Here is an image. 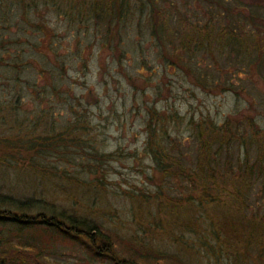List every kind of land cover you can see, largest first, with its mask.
Returning a JSON list of instances; mask_svg holds the SVG:
<instances>
[{"label":"rangeland","instance_id":"rangeland-1","mask_svg":"<svg viewBox=\"0 0 264 264\" xmlns=\"http://www.w3.org/2000/svg\"><path fill=\"white\" fill-rule=\"evenodd\" d=\"M165 3H172L200 24L217 21L206 11L204 1ZM30 20L33 22L23 23L16 18L15 27L0 31L1 37L14 40L0 49V104H5L0 110V128L11 126L10 119L14 118L35 131L42 129L41 120L62 130L81 119L86 123V130L81 132L86 142L82 151L67 148L71 150L42 160L51 167L43 176L22 171L15 175L11 170L10 175H4L0 170L5 190L22 191L98 221L120 235L148 240L153 249L177 254L187 264H264V250L259 252L255 247L234 255L225 249H207L205 242L215 243L205 232L199 234L203 227L196 233L191 227L180 228L183 232L192 230L189 234L172 226L168 234L155 226L146 205L133 196L140 194L143 200V194L154 191L152 165L144 152L148 108L165 114L167 129L183 140V146L190 140L189 118L197 121L209 116L221 123L231 113L250 111L252 102V115L264 124V81L239 61L234 49L218 44L211 51L197 52L187 58V72L169 58H162L149 36L146 19L137 12L125 23L117 52L102 46L106 35L102 25L73 14H57L50 3H38ZM35 23H42L48 32L41 34ZM116 53L121 55L118 60ZM192 75L205 80L207 87H200ZM225 82L248 94L220 91ZM173 113L179 121L174 120ZM94 149L109 154L108 159L92 158L89 153ZM173 188L177 193L176 184ZM136 201L142 203L139 208ZM250 201L263 212L264 201L259 205ZM207 222L204 219V228ZM201 235L206 239L199 238ZM47 258L60 264H105L85 260L75 247L58 243Z\"/></svg>","mask_w":264,"mask_h":264},{"label":"trees","instance_id":"trees-1","mask_svg":"<svg viewBox=\"0 0 264 264\" xmlns=\"http://www.w3.org/2000/svg\"><path fill=\"white\" fill-rule=\"evenodd\" d=\"M200 1L217 21L200 24L166 0H0V31L15 27L16 18L18 22H33L30 14L37 11L38 3H50L57 14H73L102 25L106 34L102 46L117 52L125 23L137 12L146 19L149 36L162 58H169L185 71L190 72L188 57L220 44L232 47L235 56L243 60L239 61L264 81V0ZM33 25L43 35L48 32L42 23ZM13 41L0 36V49ZM116 56L117 60L121 57L118 53ZM192 77L200 87H207L201 77ZM210 82L216 88L217 84ZM219 90L236 96L244 92L230 82ZM2 105L5 104H0V110ZM252 106L250 102V111L231 113L221 123L209 116L197 121L189 118L187 143L192 144L191 148L170 134L164 113L147 109L144 152L152 165L154 191L143 194V200L140 194L133 196L146 205L155 226L166 229L168 234L172 226L189 234L192 230L181 229L191 227L196 233L203 227L199 234L205 232L213 238L215 244H204L212 252L225 249L234 255L240 250L246 253L250 247L264 250V210L259 213L250 201L253 199L256 205L264 201V124L256 121ZM173 117L179 121L175 113ZM10 122L11 126L0 128V170L4 175H10L11 170L15 175L22 171L43 176L51 167L42 160L71 150L67 148L82 151L86 142L81 135L86 123L81 119L62 130L41 120L40 131L14 118ZM89 155L98 160L109 157L96 149ZM58 156L55 159L61 160ZM136 203L137 208L142 204ZM204 219H208L207 228ZM157 220L164 223L158 224ZM55 243L75 247L91 262L187 264L177 254L153 249L148 240L120 235L98 221L42 198L22 191L9 192L0 183V264H60L47 258Z\"/></svg>","mask_w":264,"mask_h":264}]
</instances>
